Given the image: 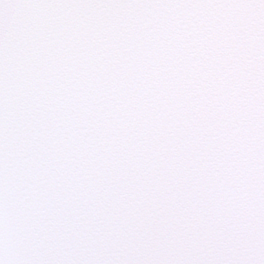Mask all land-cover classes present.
Returning a JSON list of instances; mask_svg holds the SVG:
<instances>
[{"label": "snow or ice", "instance_id": "1", "mask_svg": "<svg viewBox=\"0 0 264 264\" xmlns=\"http://www.w3.org/2000/svg\"><path fill=\"white\" fill-rule=\"evenodd\" d=\"M0 264H264V0H0Z\"/></svg>", "mask_w": 264, "mask_h": 264}]
</instances>
